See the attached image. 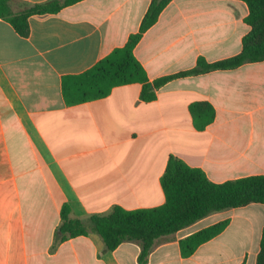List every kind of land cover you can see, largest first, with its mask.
Returning a JSON list of instances; mask_svg holds the SVG:
<instances>
[{"label": "crops", "instance_id": "0c3cea01", "mask_svg": "<svg viewBox=\"0 0 264 264\" xmlns=\"http://www.w3.org/2000/svg\"><path fill=\"white\" fill-rule=\"evenodd\" d=\"M48 0H11V14ZM151 0H82L57 14L32 15L20 35L0 17V264H141V245L106 251L100 236L56 242L63 204L71 218L165 202L168 157L202 169L214 183L264 175V61L171 80L156 100L141 84L68 105L66 76L91 69L138 31ZM241 0H172L134 56L150 81L240 53L251 31ZM215 118L197 130L190 106ZM227 221L184 257L180 241ZM264 204L213 213L155 241L145 264H256Z\"/></svg>", "mask_w": 264, "mask_h": 264}, {"label": "trees", "instance_id": "16d2710c", "mask_svg": "<svg viewBox=\"0 0 264 264\" xmlns=\"http://www.w3.org/2000/svg\"><path fill=\"white\" fill-rule=\"evenodd\" d=\"M9 1L0 0V17L7 19L24 36L28 32L30 16L57 14L82 0H48L30 7L24 6L16 14L10 13ZM171 1L151 0L138 31L129 35L123 47L114 49L86 72L64 77L62 93L66 104L103 99L110 95L113 88L133 83L142 86L140 100L152 102L156 100V92L171 80L212 71L234 70L245 64L264 61V0H241L249 9L245 21L251 31L243 38L239 54L213 63L198 58L192 69L150 81L134 56V49ZM190 112L195 128L200 131L215 118L214 109L207 103L192 104ZM160 185L165 202L152 208L127 210L116 205L106 214H94L80 220L71 218L70 206L63 204L60 225L55 233L56 242L86 236L88 231L100 236L106 251L115 250L123 242L134 241L141 245L138 261L145 264L157 239L172 235L213 213L252 203L264 204V175L214 183L202 169L191 167L174 155L168 157ZM227 223H217L182 239V255L191 256L200 245L220 234ZM256 264H264V230Z\"/></svg>", "mask_w": 264, "mask_h": 264}]
</instances>
